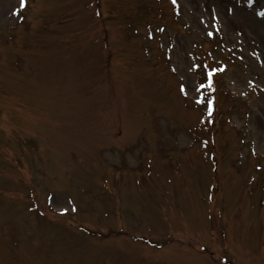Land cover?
<instances>
[{
    "label": "rangeland",
    "instance_id": "obj_1",
    "mask_svg": "<svg viewBox=\"0 0 264 264\" xmlns=\"http://www.w3.org/2000/svg\"><path fill=\"white\" fill-rule=\"evenodd\" d=\"M262 5L0 0V264H264Z\"/></svg>",
    "mask_w": 264,
    "mask_h": 264
},
{
    "label": "snow or ice",
    "instance_id": "obj_2",
    "mask_svg": "<svg viewBox=\"0 0 264 264\" xmlns=\"http://www.w3.org/2000/svg\"><path fill=\"white\" fill-rule=\"evenodd\" d=\"M25 5V0H21V7Z\"/></svg>",
    "mask_w": 264,
    "mask_h": 264
}]
</instances>
